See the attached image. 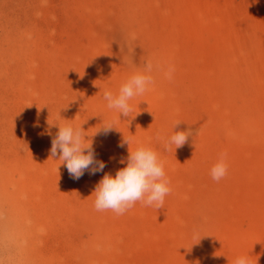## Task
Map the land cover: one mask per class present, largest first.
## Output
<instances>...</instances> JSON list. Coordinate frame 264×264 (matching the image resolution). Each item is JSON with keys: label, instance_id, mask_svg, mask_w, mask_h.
Segmentation results:
<instances>
[{"label": "rangeland", "instance_id": "obj_1", "mask_svg": "<svg viewBox=\"0 0 264 264\" xmlns=\"http://www.w3.org/2000/svg\"><path fill=\"white\" fill-rule=\"evenodd\" d=\"M147 61L155 84L119 120L103 91ZM103 121L117 130L95 134ZM57 123L83 124L103 172L75 180L50 156ZM123 138L163 162V208L95 209L96 184L125 166ZM239 256L264 264V0H0V264Z\"/></svg>", "mask_w": 264, "mask_h": 264}, {"label": "clouds", "instance_id": "obj_2", "mask_svg": "<svg viewBox=\"0 0 264 264\" xmlns=\"http://www.w3.org/2000/svg\"><path fill=\"white\" fill-rule=\"evenodd\" d=\"M152 71L153 65L147 61L143 68L133 67L132 73L122 81L117 91L113 92L110 89L103 91V99L107 102V107L118 113L119 120H122L121 116L135 118L131 116L133 107L130 101L142 96L154 86ZM173 71L174 68H170L166 74L169 79ZM126 121L130 124V120ZM180 123L176 121L173 129L177 128ZM115 124L116 121H103L95 134L100 131L108 134L116 129ZM82 125L79 127H74L70 123L50 125L58 128L51 140L50 156L59 155L58 160L66 167L70 177L75 180H79L86 171L95 175L97 172H103L106 167L103 161L97 160L93 142L86 135ZM192 135L190 128L186 131H174L165 149L168 150L172 145L175 146V150L183 147ZM86 137L89 138L86 139ZM125 144L128 145V155L120 161L125 166L118 169L114 176L105 173L94 188L92 195L95 196V209L101 212L111 210L117 215H123L138 201L144 206H154L157 210L163 208L165 197L171 192L170 181L166 178L163 162L159 159L157 152L149 146L137 144L135 149H130L132 141L123 138L120 146L123 147ZM226 155V153L220 154L210 170L211 178L216 182L227 175ZM233 264H249L248 258L239 256L235 258Z\"/></svg>", "mask_w": 264, "mask_h": 264}]
</instances>
